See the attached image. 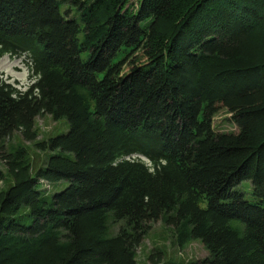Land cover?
I'll return each mask as SVG.
<instances>
[{"label": "trees", "instance_id": "1", "mask_svg": "<svg viewBox=\"0 0 264 264\" xmlns=\"http://www.w3.org/2000/svg\"><path fill=\"white\" fill-rule=\"evenodd\" d=\"M130 1L0 0L33 81L0 83V264H140L157 221L208 253L168 264H264V0ZM41 115L68 131L37 140Z\"/></svg>", "mask_w": 264, "mask_h": 264}, {"label": "rangeland", "instance_id": "2", "mask_svg": "<svg viewBox=\"0 0 264 264\" xmlns=\"http://www.w3.org/2000/svg\"><path fill=\"white\" fill-rule=\"evenodd\" d=\"M136 3V0H131L129 4ZM86 56L84 57V59ZM0 83L9 85L18 91H26L33 83L30 79V69L24 57H10L4 55L0 58ZM36 128L38 130L37 140L48 139L68 131V123L66 120L53 121L48 115H41L35 119ZM214 131L217 133L237 132V127L230 119V115L221 106L218 108L216 116L212 120ZM20 144L26 147H32V142L23 140L19 132H16L11 138L5 139L3 151L8 150L10 146ZM39 152V151H38ZM34 152L28 150L29 157L34 161V167L37 168L44 163V159L50 154ZM1 153V152H0ZM127 159H143L150 166V162L139 156L133 155ZM142 160V161H143ZM0 169H4L0 162ZM3 183H0V189L3 188ZM67 186L66 181H61L57 184L42 185L41 188H46L47 191L54 194L62 191ZM236 189L244 194L248 201H254L252 196V185L249 181L241 182ZM117 228V227H116ZM173 232L165 227L161 221L151 224V228L147 236L144 238L141 246L137 249V261L140 264H168L174 262H187L205 258L208 253L203 245L198 241L191 242L184 249L176 248L172 241ZM154 250L163 251L164 254L149 260V256Z\"/></svg>", "mask_w": 264, "mask_h": 264}, {"label": "clouds", "instance_id": "3", "mask_svg": "<svg viewBox=\"0 0 264 264\" xmlns=\"http://www.w3.org/2000/svg\"><path fill=\"white\" fill-rule=\"evenodd\" d=\"M3 57V56H2ZM142 157V156H141ZM144 158V157H143ZM141 160H143V159H141ZM144 161V160H143Z\"/></svg>", "mask_w": 264, "mask_h": 264}, {"label": "bare ground", "instance_id": "4", "mask_svg": "<svg viewBox=\"0 0 264 264\" xmlns=\"http://www.w3.org/2000/svg\"><path fill=\"white\" fill-rule=\"evenodd\" d=\"M1 68V67H0Z\"/></svg>", "mask_w": 264, "mask_h": 264}]
</instances>
